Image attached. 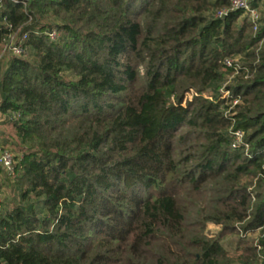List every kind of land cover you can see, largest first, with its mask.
I'll use <instances>...</instances> for the list:
<instances>
[{"label": "trees", "instance_id": "trees-1", "mask_svg": "<svg viewBox=\"0 0 264 264\" xmlns=\"http://www.w3.org/2000/svg\"><path fill=\"white\" fill-rule=\"evenodd\" d=\"M230 2L3 0L0 51L6 18L28 53L0 69V113H20L0 264L257 263L237 225L264 165V19L216 17Z\"/></svg>", "mask_w": 264, "mask_h": 264}, {"label": "built area", "instance_id": "built-area-1", "mask_svg": "<svg viewBox=\"0 0 264 264\" xmlns=\"http://www.w3.org/2000/svg\"><path fill=\"white\" fill-rule=\"evenodd\" d=\"M18 2V1H16ZM3 0H0V8L2 7ZM241 11L243 16L246 17L252 24L255 32H258L260 26L262 25V16L258 10V7L253 5V0H231L229 7L220 9L216 12V17L224 18L230 12ZM5 29L8 30L7 35L3 38L1 51H0V62L3 61L4 56L7 55L9 58L13 57H24L27 56L28 46L26 44L28 40V34L18 35L13 31V26L5 18L3 21ZM49 36L52 40H57L60 37V33L54 29L49 33ZM225 64L228 67H233L235 73H237L241 68V64L236 59H226ZM228 92H224V96H228ZM238 101L236 100L234 104ZM9 120H18L20 118V113H11V115L6 116L0 113L1 121ZM231 134L233 135V148H244L249 150V144L245 142V134L241 129L232 130ZM248 152V151H247ZM0 168L3 169L8 175L15 174V156L9 149L0 148ZM5 204V199L0 193V215L3 211ZM240 234L243 237H246L248 230L240 229ZM263 263L264 264V257Z\"/></svg>", "mask_w": 264, "mask_h": 264}, {"label": "rangeland", "instance_id": "rangeland-1", "mask_svg": "<svg viewBox=\"0 0 264 264\" xmlns=\"http://www.w3.org/2000/svg\"><path fill=\"white\" fill-rule=\"evenodd\" d=\"M258 10L261 14V16L263 17L262 19H264V4L263 2L259 4L258 6ZM243 19V17L241 18V20ZM9 57L7 55L4 56L3 59V64L0 65V69L2 70L3 68H6V65L9 61ZM237 61H240V58H235ZM192 96V94L188 95L187 98L190 99ZM2 123L3 121H1L0 119V135L4 134V132L10 131L9 127H3L2 128ZM5 148L9 149L13 155L15 156V151L14 149L8 145L5 146ZM246 154L248 153V150H245ZM263 172L262 175H259V181L255 180V186L250 188L249 191L252 195L251 199H250V203H251V209H250V213L251 216L249 218L246 219L245 222L239 223L237 225V233H239V235L241 236V232L240 229H244V227L246 225H248L247 223L251 222L254 218V216L252 215V213L254 214L257 211V207L264 201V165H263ZM8 182V183H7ZM0 193L3 195L5 202L6 201H12L14 200V197L16 196L15 190H14V185H13V181L11 179V176L8 175L3 169L0 168ZM209 230L211 234H217L220 231V228L215 227L214 225H210L209 226ZM261 229L260 228H251V230L248 229L247 235L246 237L241 236L242 238H244L247 243H246V247L251 250L253 252V254L255 253L257 255V263L256 264H262L263 260V249L258 247V242H259V238L261 236L260 234ZM233 238H230V240L227 241L226 246L229 249H234L235 248V243H234ZM257 246V247H256ZM250 251V252H251ZM254 254V255H255ZM235 264H239V263H235Z\"/></svg>", "mask_w": 264, "mask_h": 264}]
</instances>
